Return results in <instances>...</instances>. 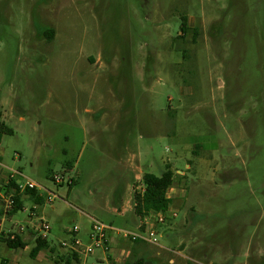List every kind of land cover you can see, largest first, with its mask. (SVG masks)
Here are the masks:
<instances>
[{
	"label": "rangeland",
	"instance_id": "rangeland-1",
	"mask_svg": "<svg viewBox=\"0 0 264 264\" xmlns=\"http://www.w3.org/2000/svg\"><path fill=\"white\" fill-rule=\"evenodd\" d=\"M0 112L1 163L44 198L4 227L47 222L54 249L0 264H55L93 220L136 232L167 165L177 217L120 264H264V0H0Z\"/></svg>",
	"mask_w": 264,
	"mask_h": 264
},
{
	"label": "built area",
	"instance_id": "built-area-1",
	"mask_svg": "<svg viewBox=\"0 0 264 264\" xmlns=\"http://www.w3.org/2000/svg\"><path fill=\"white\" fill-rule=\"evenodd\" d=\"M22 174L9 170L0 161V182L4 184L16 183V187L12 188L9 193L7 191H0V207L4 217H8V214L13 210L15 206L16 193L24 194L27 190H37L38 185L30 180L20 182L19 178H22ZM55 182L61 183L59 177L55 178ZM177 217V213L171 215V209L167 214H157L145 219L144 230L136 232L113 228L106 224L93 220L90 231L88 233L87 241L82 240L79 237L80 229L75 227L70 231L72 237L68 241L61 243V250L63 254L55 260V264H84L91 257H94L97 252L108 254L111 251V234H115L117 237L129 241L131 243L142 242L149 245L158 246L157 236L158 227L168 222L169 218ZM150 220H154L156 226L152 225ZM4 221H0V238L6 237L9 240L15 241L18 236L25 233L26 228L23 226H17L15 229H6L4 227ZM50 232V226L47 222L41 221L36 229V233L40 238L46 239L47 234ZM62 258V259H61ZM69 259L68 263L65 259Z\"/></svg>",
	"mask_w": 264,
	"mask_h": 264
},
{
	"label": "trees",
	"instance_id": "trees-1",
	"mask_svg": "<svg viewBox=\"0 0 264 264\" xmlns=\"http://www.w3.org/2000/svg\"><path fill=\"white\" fill-rule=\"evenodd\" d=\"M191 29L187 25V19L183 20V25L181 27V36L180 39H185ZM194 42L196 37L198 36V30L194 29ZM45 37L48 41H53L54 31L47 30L45 32ZM2 113L0 112V126L2 131L8 133L10 130L7 129L6 125L1 122ZM175 173L173 172L170 165L166 166L165 171L161 176H156L150 173H146L142 179V191L135 188L134 190V210L136 216L139 218L140 223H143L145 219L150 216H154L157 214H167L170 208L173 205V201L168 197L169 190L175 184ZM16 187L15 182H11V184H4L0 182V191H9ZM26 199H34L37 204H42L44 202V198L40 196L36 190H27L24 194L19 192L16 193L15 197V206L13 210L8 214V217H12L17 215L19 212L24 211L25 209V200ZM3 214V213H2ZM144 224L142 225V229L144 230ZM0 243L5 244L9 249H25L27 244L23 242L22 237L18 236L15 241L9 240L6 237L0 238ZM140 243V242H136ZM49 242L46 239H42L38 237L35 242V247L32 249L30 256L35 259L38 254L49 248ZM62 259V258H61ZM68 263H70L69 259H65ZM136 264H144L143 260H139Z\"/></svg>",
	"mask_w": 264,
	"mask_h": 264
},
{
	"label": "crops",
	"instance_id": "crops-1",
	"mask_svg": "<svg viewBox=\"0 0 264 264\" xmlns=\"http://www.w3.org/2000/svg\"><path fill=\"white\" fill-rule=\"evenodd\" d=\"M171 189L168 192V197L173 201V198L170 196V192L172 191ZM34 211H35V209H34ZM15 216L16 215L6 218V217L3 216L2 211L0 210V221H5V220H2V219H7V221H10ZM144 223H145V221L140 224L139 228L135 227L136 231L141 230L142 229V225ZM9 229H16V227H11ZM35 229H37V228H35ZM25 236L26 237H30V238L34 237L35 240L39 237V235L36 233V230L35 231H30L29 229H26L25 233H23L21 235V237H23L22 240H23V242H25L27 244V246H28V243H27V241L24 238ZM81 239L84 240V241H87V237L85 239L84 238H81ZM111 239H112V241H111V248H112L111 251L108 254H102L104 258L95 257V262H94L95 264H104L106 262L113 263V264H120L121 263L120 260L123 257H125L126 259H129V258L132 257L134 252L135 253L136 252H138V253L142 252V248L140 247V245L143 244L142 242L128 244L127 242H129V241L123 240V239L117 237L115 234H111ZM46 240L49 242L48 238H46ZM49 245H50V243H49ZM4 248L5 249H9L5 244H1L0 243V251H2ZM10 250H13V249H10ZM16 250H22V249H16ZM45 250H51V252L54 251V249H51L50 246H49L48 249H45ZM40 253L38 254V256L40 255ZM61 255H59V256H61ZM38 256L36 258H38ZM2 263L3 264H8L6 259H4Z\"/></svg>",
	"mask_w": 264,
	"mask_h": 264
}]
</instances>
